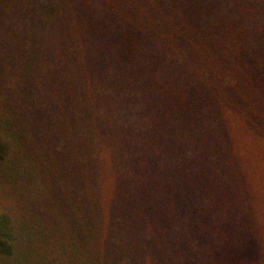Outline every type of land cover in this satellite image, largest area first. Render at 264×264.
I'll return each instance as SVG.
<instances>
[{
  "label": "trees",
  "instance_id": "16d2710c",
  "mask_svg": "<svg viewBox=\"0 0 264 264\" xmlns=\"http://www.w3.org/2000/svg\"><path fill=\"white\" fill-rule=\"evenodd\" d=\"M0 264H264V0H0Z\"/></svg>",
  "mask_w": 264,
  "mask_h": 264
}]
</instances>
